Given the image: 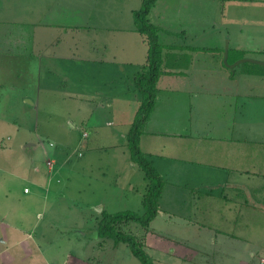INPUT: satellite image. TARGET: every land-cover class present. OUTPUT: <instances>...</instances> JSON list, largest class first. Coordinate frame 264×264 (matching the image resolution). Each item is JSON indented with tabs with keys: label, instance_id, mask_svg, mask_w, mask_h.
<instances>
[{
	"label": "rangeland",
	"instance_id": "374dc122",
	"mask_svg": "<svg viewBox=\"0 0 264 264\" xmlns=\"http://www.w3.org/2000/svg\"><path fill=\"white\" fill-rule=\"evenodd\" d=\"M71 1L73 5H69V9L66 8L67 3ZM94 2L97 3L96 0H8L3 4L9 9L8 13L0 11V28L10 27L16 32V40L17 29L22 32L32 31L33 27H44L48 30L46 42L52 50L69 49L68 51L71 50L70 53L77 58L87 53L95 54V50H101L104 45L102 53L107 58L112 56L121 59L124 50L129 48L126 39L134 34L137 40L142 38L138 32L137 35L131 31L133 26L135 27L133 15L126 8L122 7L120 10L119 7V10L108 9L113 15H117L113 18L90 17L85 12L92 9ZM97 7L100 5L97 4ZM169 7L165 9L168 14L171 10ZM34 9L38 12H32ZM77 11L81 13L76 16ZM93 20L102 25L109 22L111 25L128 26V29L92 30L86 25ZM158 36L162 44L176 42L190 47L192 45V48L208 46L210 50L204 58L205 61L212 62L213 51L209 45L214 42L215 30L210 29L205 34L191 32L184 36L160 31ZM227 40L228 38H224L219 51L222 53L221 60L224 65H233L248 57H243L241 52L228 47L227 61L224 62ZM2 45L0 39V46ZM9 51L11 53L8 55L0 52V239L4 237L6 240V244L0 242V249L5 247L4 254L0 256V264H48L45 262L48 259L52 264H64L67 261V251L76 254V261L72 256L67 264H142L125 243H120L114 248L111 247L114 243L111 238H102L104 241L101 238L81 235V231L87 234L91 231L89 226L92 227L93 217L101 213L100 206L110 213L125 210L143 211L142 196L147 188V180L137 164H134V167L127 166L126 155L122 153V150L126 152V139L121 137L122 132L127 131L133 120L140 99V93L136 89L128 90L129 87H134V83H126L125 76L124 81H120L116 75V67L110 64L106 63V67L102 65L99 70H94L90 64L76 59L75 64L58 68L49 75L51 79L48 86L58 85V91L41 90V93H36L38 98H34L37 88L32 78L36 69H32V62L26 59L22 50ZM145 60L138 66L137 73L145 69ZM251 65L253 64L248 61L239 62L228 70L230 74H238L240 70H248ZM119 68L121 65L117 67ZM125 70L126 73L129 71ZM97 71L101 72V77L97 76ZM67 74L71 82L62 79ZM60 81H63L62 86H59ZM76 83L77 88L82 87L84 93L86 90H95L106 96L112 91L114 96L111 105L107 106L106 100L102 98L92 100V108L89 107L85 111L76 110L78 99L72 101L63 98L64 91H70V87L76 91ZM64 88L67 89L63 91ZM31 100H34L33 103ZM251 101L250 105L247 100L241 101V109L251 110L254 106ZM252 102L255 106L264 104V101L260 100ZM94 118L102 123L101 129L97 130L92 125ZM108 121H112V125L107 124ZM145 128L146 123L144 132ZM84 132L88 133L85 137ZM38 135L43 139V144L38 141ZM241 135L242 146L250 147V157L247 159L250 162H242V167L255 170L262 165L261 171L264 173V123L256 121L250 130L242 131ZM24 141L38 143V146L24 149L20 146ZM50 141L53 144H50ZM47 161L52 164L48 165ZM153 165L164 184L166 181L163 200L158 205L161 211L166 212L167 215H162L166 221L160 226L159 222L154 224L156 233H148L146 237L136 235L133 229L138 225L136 223L132 224L131 229L125 228V231L142 240L143 247L154 264H204L205 260L214 262L212 256L216 254L209 253L208 258H201L197 250L202 248L204 243H207L208 247L211 246L214 237L218 238V235L213 233L216 230L236 234L241 244L247 245L245 248L254 253L235 257L230 260V264H264L263 178L252 179L249 184H242L245 179H241V186L237 187L241 188V192L250 191L248 202L253 206H240L238 202L231 200L234 198L231 194L232 180L224 186L225 179L207 178L211 174V168L217 169L211 164L204 166L207 167L204 169L205 176L202 173L200 178L190 179L186 174L188 172L183 170L184 163H158L156 166L153 162ZM176 172H184L182 174L187 177V180L178 179L179 187L176 185L178 175L174 176ZM189 174L191 176L197 173L192 170ZM222 186L225 187L224 195H221ZM225 195L228 198H225ZM235 199L237 200L236 197ZM96 203L99 204L98 207L95 206ZM43 207L53 211L61 208L57 217L64 230V237H51L50 227L45 226L50 220L46 210L43 214ZM75 207L76 211L73 210ZM82 216L86 217L84 220H87L88 224L83 223L81 230L79 226ZM75 219L78 226L67 228ZM176 220L190 222L189 230L186 227L187 231H190L186 233L187 237L190 236L189 242L181 243L182 240L178 238L185 235L180 232L182 229L173 224ZM42 228L48 229L49 235H45V238L40 232ZM69 229H72V235L67 233ZM197 230H203L202 240L197 241ZM23 231H28L30 236L27 237ZM94 233L95 231L90 235ZM24 237L25 239H22ZM74 238L76 244L70 241ZM98 242L103 245L98 247ZM27 248L30 249L29 252L26 251ZM54 252L57 255L51 257ZM79 260L83 262L79 263Z\"/></svg>",
	"mask_w": 264,
	"mask_h": 264
},
{
	"label": "crops",
	"instance_id": "0c3cea01",
	"mask_svg": "<svg viewBox=\"0 0 264 264\" xmlns=\"http://www.w3.org/2000/svg\"><path fill=\"white\" fill-rule=\"evenodd\" d=\"M7 2L8 0H0V11H6L8 13L9 9L6 8V5L3 6ZM30 2H33V0H30ZM96 2H94L95 4L93 3L92 9H89L85 14L90 17L103 19L117 16L116 14L113 15L108 9L117 8L119 10V7L120 10L126 8L132 15V11L139 8L142 0H96ZM71 4L72 1L71 3H67L68 6L66 8L69 9L71 7L69 5ZM97 4L100 7H97ZM130 4L133 5L130 6ZM164 6H170L168 8L171 9L169 14L166 13V7ZM34 10L32 12H38L36 9ZM39 10L41 11L40 8ZM80 13L77 11L76 16ZM148 18L150 22L159 26V32L166 31L170 35L184 36L191 34V32L205 34L212 29L215 30L216 36L213 39V44L209 45L212 48L211 51H213L211 55L212 62L210 63L205 61L206 58H204L207 57L206 53L210 50L208 46L192 48V45L190 47V45L176 42L163 44V73L157 81L154 109L146 122L145 132L143 131L140 136L139 145L141 150L152 158L156 166L158 163H162V165L184 163L183 170L188 172L186 174H188L189 179L190 177L200 178L202 173L205 176L206 171L204 173V169H207V167L204 166L211 164L217 169L211 168V174L207 178L214 179L216 177L225 179L226 183L223 184L224 186L228 182L230 183L229 180H232L231 194L234 198H231V200L238 202L240 206H253V204L248 202L250 191L241 192V188L237 186H241V179H245L242 184H249L252 179H264V173L261 171L263 168L262 165H259V169L255 168V170L242 167V162H250V160H247L250 157V147L248 145L242 146L241 132L247 131V129L250 130L251 125L255 124L258 120L262 124L264 123V104L263 106H255L252 102L253 100L264 101V65L249 62L253 65L251 67L249 66L248 70H240L238 74H235V72L230 74L228 68L238 63L228 66L224 65L221 60L222 53L219 51L221 46H223L224 38H228L229 49L233 48L237 52H241V56L243 57L248 56L247 58L264 62V0H157L149 12ZM88 24L86 26L92 30L107 29L110 31H124L128 29V26L111 25L109 22L106 25H102L96 20ZM77 27L78 25L76 24ZM19 30L17 29L18 38L15 40L16 32L14 30L10 27H5V29L4 27L0 28V39H2L3 43L0 46V52L8 55L11 53L9 49L16 52L22 50L26 59L32 62L30 63L32 69H36L34 75L31 73L34 76L32 78L34 80L33 83L36 84L35 87L37 88L34 98H38V94L36 93H41V90L47 91L49 89L58 91V85L48 86L51 79L49 75L52 72L54 73L58 68L75 64L76 59L90 64L94 70H99L106 63L110 64L116 67L115 71L118 72L116 75L120 81L123 82L125 76L126 83L131 81L134 83L133 77L137 73L136 70L141 62L146 59V44L141 37L137 40L136 34L126 39V42L129 43V48L124 50L125 53L123 52L124 56L121 59L112 56L107 58L102 53L104 45L101 47V50L97 48L95 54L87 53L76 58V55L71 54V50L68 51V48L66 51L60 49L52 50V47L50 46V48L46 42L48 30L44 27H33L32 31L26 30L20 32ZM131 31L137 33L134 26ZM198 52L205 53L198 54ZM120 65L121 68L117 69ZM125 69L129 71L126 73ZM61 72H63L62 69ZM42 74L43 78L41 77ZM68 76L69 74L65 75L62 79H67V81L71 82ZM97 76L101 77V72L97 71ZM48 77L49 80L47 79ZM57 79H55V82L58 84ZM62 82L60 81L59 86L63 85ZM81 88L80 86L77 88L76 83V91L72 87L69 88L70 91L65 90L67 88L63 89V91L65 90L64 99L66 98L72 101L78 99L76 102V110L85 111L89 107L92 108V100L95 99L103 98L106 100L107 106L111 105V99L114 96L112 91H109V94L104 96V93L95 90L92 92L86 90L84 93ZM129 89H135V87H129ZM243 100H247L249 105L252 100L251 105L254 106H252L251 110L241 109V101ZM33 101L31 100V103ZM107 124L112 125V121H108ZM92 125L97 130L102 127V123L98 122L95 118L92 121ZM127 131L122 132V138H125ZM38 137V141L43 144V139L39 135ZM243 138L247 140L246 137ZM27 142L24 141L20 146L24 149L38 146V143ZM49 143L53 144L52 141ZM125 147L126 152L122 150V153L126 155L128 161L127 166L131 165L134 167L135 163L130 160L127 146ZM192 170L197 174L190 176L189 173ZM182 173L184 172H176L174 174V176L178 175L177 182L179 178L187 180L186 175ZM176 185L179 187L180 183L178 182ZM224 186H222L223 190L221 191V195L225 194ZM164 187L166 188V181ZM163 190L159 202L163 200ZM225 198L228 197L225 195ZM97 205L99 204L96 203L95 206L98 207ZM60 209L53 211L51 208L43 207V214L44 210H46L48 220H50L45 226L46 228L50 227L51 231L49 232L52 233L51 237L54 236V238L57 236H65L57 217ZM70 209L68 208V210ZM73 210L76 211V207ZM102 210L103 208L100 206L99 212ZM162 215L167 214L161 211L159 207L157 215L150 222L147 230H143L139 225L133 227V223L127 224L125 228L128 227L131 229L133 227L137 236L146 237L148 233L153 235L156 233V226L154 224L159 222L160 226L166 221ZM99 217L100 213L99 215H95L93 217L94 222L92 227L89 226L91 231L88 234L87 232L81 231V235L84 237H92L90 233L95 231L97 233L96 238L100 239L101 237L98 236L97 232ZM81 218L79 227L82 230L84 227L83 223L87 225L88 221L84 220L86 218L85 216ZM174 223L178 228L182 229L180 232H183V235H185L178 237L182 240L181 243L189 242L190 236L187 237L188 234L186 235V233L190 231H187L186 227L189 230V227H191L190 222L187 220H176ZM75 226H78L76 225V219L67 228H73ZM43 228L40 232L42 237L45 238V235H49V233L47 231L48 229L44 230ZM71 230H67V233L72 235ZM202 231H196L197 241L202 240ZM23 232L27 237L30 236L28 231ZM213 233L215 235L217 234L218 238L216 236L214 237L211 246L208 247L207 243H204L202 248L197 250L201 258H208L210 256L209 253L216 254L212 256L214 262L205 260L204 264H215L216 261V264H230V260H233L235 257L240 258L245 254H250V252V255H254L251 249L245 248L247 245L241 244L236 234L220 230H216ZM173 234L171 235L173 236ZM22 239H25V237ZM67 239L69 240V238ZM102 240L105 241V239ZM70 241H74L76 244V238ZM104 241L102 242L103 244ZM0 242L1 244H6L4 237L0 239ZM102 243L98 242V247H101L103 245ZM120 243L123 242L113 243L111 247L116 248ZM1 248L0 256L4 254L3 249L5 247ZM26 251L29 252L30 249L27 248ZM56 252L50 256L55 257L57 255ZM218 255L221 256L219 260ZM72 256L74 257V261H76V254L73 255L67 251L65 253L67 261L64 264H67L68 260L73 258ZM45 262L48 264L53 263L50 259ZM82 262L83 260H79V263Z\"/></svg>",
	"mask_w": 264,
	"mask_h": 264
},
{
	"label": "trees",
	"instance_id": "16d2710c",
	"mask_svg": "<svg viewBox=\"0 0 264 264\" xmlns=\"http://www.w3.org/2000/svg\"><path fill=\"white\" fill-rule=\"evenodd\" d=\"M156 0H142L141 6L132 11L135 30L142 36L146 44L145 69L134 76V87L140 93L134 118L126 133V146L130 160L137 164L147 180V188L142 196L143 211L131 210L114 213L101 211L97 232L101 238H111L115 244L125 243L131 253L142 264H154L150 255L145 251L142 240L136 235L125 231L130 223L138 224L147 230L150 222L155 218L159 208V199L164 187V181L153 165L150 156L144 153L139 145L145 123L148 121L155 105L157 81L163 73L162 48L159 40V26L150 22L148 14Z\"/></svg>",
	"mask_w": 264,
	"mask_h": 264
},
{
	"label": "water",
	"instance_id": "95a60500",
	"mask_svg": "<svg viewBox=\"0 0 264 264\" xmlns=\"http://www.w3.org/2000/svg\"><path fill=\"white\" fill-rule=\"evenodd\" d=\"M224 62H226V58H227V54H228V42L226 41L225 42V48H224ZM244 61H248V62H253V63H258V64H262V65H264V62H262V61H259V60H254V59H250V58H243V59H240V60H238L237 62H235L234 64H237V63H239V62H244ZM233 64V65H234ZM228 65V64H227ZM93 237H96L97 236V233L95 232L93 235H92Z\"/></svg>",
	"mask_w": 264,
	"mask_h": 264
},
{
	"label": "built area",
	"instance_id": "2783aa9c",
	"mask_svg": "<svg viewBox=\"0 0 264 264\" xmlns=\"http://www.w3.org/2000/svg\"><path fill=\"white\" fill-rule=\"evenodd\" d=\"M86 135H87V134L84 132V133H83V137H85ZM47 164L50 165V164H52V162H51V161H47ZM25 191H27V190H25ZM262 261H263V260H262Z\"/></svg>",
	"mask_w": 264,
	"mask_h": 264
}]
</instances>
